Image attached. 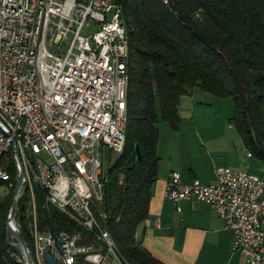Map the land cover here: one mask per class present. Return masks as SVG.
<instances>
[{
	"label": "built area",
	"instance_id": "built-area-1",
	"mask_svg": "<svg viewBox=\"0 0 264 264\" xmlns=\"http://www.w3.org/2000/svg\"><path fill=\"white\" fill-rule=\"evenodd\" d=\"M127 61L118 0H0V181L12 186L9 161L18 170V154L35 264H48L47 247L58 264L80 256L88 264H126L106 227L105 188L112 156L126 143ZM215 177L185 184L172 172L165 197L176 206L192 199L209 205L233 233L232 251L246 264H264V179L224 167ZM40 192L47 209L81 230L42 227Z\"/></svg>",
	"mask_w": 264,
	"mask_h": 264
},
{
	"label": "trees",
	"instance_id": "trees-1",
	"mask_svg": "<svg viewBox=\"0 0 264 264\" xmlns=\"http://www.w3.org/2000/svg\"><path fill=\"white\" fill-rule=\"evenodd\" d=\"M128 34V121L124 151L109 171L105 188L106 227L126 264H164L138 237L147 220L152 188L159 176L160 121L178 130L181 98L199 87L234 103L231 124L246 150L264 160V0H118ZM140 145L141 161L135 146ZM12 186L0 198V264H25L8 244L6 222L18 170L9 161ZM27 196L18 202L17 220L31 253ZM42 227L72 233L81 228L38 194ZM86 240L93 236L84 232ZM19 259L21 261H19ZM76 264H88L80 256Z\"/></svg>",
	"mask_w": 264,
	"mask_h": 264
},
{
	"label": "crops",
	"instance_id": "crops-1",
	"mask_svg": "<svg viewBox=\"0 0 264 264\" xmlns=\"http://www.w3.org/2000/svg\"><path fill=\"white\" fill-rule=\"evenodd\" d=\"M193 90L181 98L182 120L192 119ZM187 107L189 112L184 111ZM228 136H219L217 140L222 142L217 148L211 139L202 140L199 147L184 146L181 152L167 154L165 165L159 156V176L152 188L149 215L138 228V237H142L143 246L164 264H246L240 253L232 251L233 233L209 205L192 199L176 206L164 194L172 172H179L185 184L195 179L202 184L213 182L217 163L223 158L221 151H227L232 140H238L231 136V141H227ZM242 145L245 148L243 142Z\"/></svg>",
	"mask_w": 264,
	"mask_h": 264
},
{
	"label": "rangeland",
	"instance_id": "rangeland-1",
	"mask_svg": "<svg viewBox=\"0 0 264 264\" xmlns=\"http://www.w3.org/2000/svg\"><path fill=\"white\" fill-rule=\"evenodd\" d=\"M93 28L94 25H92ZM92 32L91 30L85 33L91 35ZM192 99L194 102L193 111L190 112L192 119L182 120L178 130H174L167 122L160 121L158 124L160 138L157 152L163 159L164 165L166 164L167 154L176 153L177 151L181 152L184 146H190V148L199 147L198 144L202 140L207 139L213 140V146L217 148L219 143L222 142L217 139L221 134H226L227 136L229 135L227 141H231V136L237 137L238 140H235L237 145L232 140L233 143L227 146L228 150L221 151L223 158L217 163L216 169L224 167L230 170L249 172L264 179V160L252 156L243 148L241 139L238 138L237 131L230 122L234 112L233 100L231 98L215 97L199 87L194 88ZM184 111L189 112L190 109L187 107V110L185 109ZM117 158V155H113L112 161L114 162ZM109 159L110 156L107 153V160ZM8 193L9 189L1 188L0 198H4ZM16 222L20 226L17 216ZM11 243H15V239L9 234L8 244L11 245Z\"/></svg>",
	"mask_w": 264,
	"mask_h": 264
},
{
	"label": "water",
	"instance_id": "water-1",
	"mask_svg": "<svg viewBox=\"0 0 264 264\" xmlns=\"http://www.w3.org/2000/svg\"><path fill=\"white\" fill-rule=\"evenodd\" d=\"M135 152L137 156V160L141 161L142 159V152L139 144H136L135 146ZM17 164H18V179H17V184L14 189V194H13V200L10 208V213L6 222V229L9 234L12 235V237L15 239V244L16 247L20 250L24 263L25 264H35L32 253L30 248L28 247L26 241L24 240L20 228L17 225L16 222V214H17V209H18V202H19V195L21 188L26 181V172L22 163V160L20 156L17 154ZM36 187H38L39 183L38 181L35 182ZM50 252V247H47L44 251V257L47 261L48 264H58L57 260L49 255Z\"/></svg>",
	"mask_w": 264,
	"mask_h": 264
},
{
	"label": "bare ground",
	"instance_id": "bare-ground-1",
	"mask_svg": "<svg viewBox=\"0 0 264 264\" xmlns=\"http://www.w3.org/2000/svg\"><path fill=\"white\" fill-rule=\"evenodd\" d=\"M164 3V2H163ZM123 153V152H122Z\"/></svg>",
	"mask_w": 264,
	"mask_h": 264
}]
</instances>
